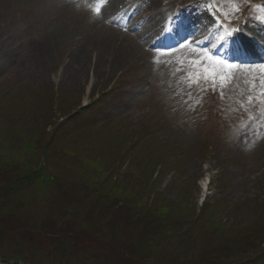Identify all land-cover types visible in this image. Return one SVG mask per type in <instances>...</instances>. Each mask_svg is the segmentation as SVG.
<instances>
[{"label":"rangeland","instance_id":"374dc122","mask_svg":"<svg viewBox=\"0 0 264 264\" xmlns=\"http://www.w3.org/2000/svg\"><path fill=\"white\" fill-rule=\"evenodd\" d=\"M140 1L134 0L131 5ZM196 1L144 0L140 14L145 16L142 25H149L145 28L148 39L129 31L118 32L111 21L118 6L129 5L131 0H117L116 5L105 0L99 14L87 11L78 0H2L0 148L9 151L13 142H9L8 133H18L15 141L32 146L30 154L21 158L34 155L39 173L23 183L31 196L15 199V206H0V264H28L27 257L34 264L168 263L166 260L173 261L174 254L165 249L166 240L152 237L156 231L150 228L169 225L168 230L180 226L186 229L187 217L204 204L212 207V222H220L228 236L240 235L244 241L241 244L251 240L246 232L259 230L264 216V114L260 111L264 105L257 103V110L247 113L251 106L246 97L257 94L256 89L249 92L248 88L253 78H264V73L247 64L232 69L237 79L221 99L218 93L198 92L195 86L189 89L187 79H182L184 72L176 69L181 60L187 63L193 55L190 47L179 48L185 40L218 56L232 47L231 42L223 44L219 39L227 26L235 24L242 29L234 37L237 45L241 44L239 34L264 35V11H260L264 0ZM176 3L183 6L178 9ZM209 9L221 16L220 23L210 16ZM64 22L97 39L107 35L124 43L134 49L137 59L133 57L123 72H103L100 77L84 74L80 86L60 84L59 73L67 57L64 50L68 53L70 46L51 56L47 71L37 74L26 69L33 59V42L50 25ZM184 26L194 28L196 37L187 39ZM180 29L183 39L175 37ZM151 31H156L153 41ZM158 36H168L177 43L169 49L155 47L157 43L150 47ZM8 45L14 50L6 55ZM225 109L233 116L239 111L243 115L229 121ZM230 123L247 128L234 135L228 131ZM4 138L8 140L5 143ZM59 156L66 171L77 170L73 174L76 183L67 186L68 192L81 190L84 179H124L115 183L118 192L125 194L117 198L108 192L106 202L112 205L121 201L120 207L112 210L117 231L100 227L89 215L80 216L75 203L70 207L63 192L53 193L50 175L57 176L54 170ZM18 171L25 169L20 167ZM205 179L208 182L202 197L201 183ZM136 213L140 220L135 222ZM157 213H166L167 221L161 218L163 222H156ZM191 229L215 247V240L200 224ZM121 233L128 241L118 238ZM257 254L256 258L264 257V248ZM244 258L236 263L248 260ZM200 260L191 264L203 262Z\"/></svg>","mask_w":264,"mask_h":264},{"label":"trees","instance_id":"16d2710c","mask_svg":"<svg viewBox=\"0 0 264 264\" xmlns=\"http://www.w3.org/2000/svg\"><path fill=\"white\" fill-rule=\"evenodd\" d=\"M48 125L49 123H47V125H44L42 131H45V128H47ZM8 135H10L11 137L9 142H13L11 148L9 149V151H7V147L0 148V206L4 208L7 206H15L17 204V200L15 199L20 198L21 200V196H31L32 194L30 193L29 189L24 186L26 184L23 183L24 181L31 180V178L36 177V175H38L39 173V171L35 169L36 158H34V155L30 156V158H21V155L23 154H30V152L32 151V146L29 145L28 142L23 146V142H20V140L15 141V136H17L18 133L14 134L12 132H9ZM7 141L8 140L4 138L3 143ZM19 143L22 146H20ZM50 143L52 142L50 141ZM51 147L52 145H49L48 150H50ZM38 152L40 153V149L38 150ZM60 152L62 153V151ZM62 160V157L59 156L55 165L56 170H54V172L56 171L57 176L54 174L50 175V181L52 182V187H54L53 193L56 190L63 192V194L68 198L70 207L75 203L74 205L77 206L76 208L81 212L80 216L89 215L90 218L95 221L100 227L109 229L112 228L117 231V225L114 224L115 220L112 219V210L119 208V203L121 201L119 202V200H116L114 202H111L112 205H106V202H108V192L111 194L115 193L117 195V198H120V195L125 194L123 192H118L119 187L115 183L119 182V180L124 179L118 177V180L111 181V179H109L108 182H103L100 180L89 181L88 179H84V184L82 185L83 188L81 190L68 192L67 190H65L67 189V186L74 185L76 183V178L73 179V174L77 170L66 171V165H60ZM26 164H28V166H25ZM20 167L21 169L24 168L25 171L19 172L18 170ZM58 177L59 179H57ZM112 182L114 184H112ZM135 188L136 187H133V189ZM16 189L18 193H16ZM2 191L4 193H2ZM12 198H14V201H11ZM95 200H98V202H96ZM155 201H157V198L155 199ZM155 201H153V204H155ZM92 202L94 204L90 205ZM126 205L121 206L126 207ZM131 205L134 207V210H137L138 206L136 205V202L132 200ZM29 206H32L33 208L34 204H27V207ZM211 209L212 207H210L208 204H204L200 208V210L193 212V214L189 215L188 217L186 216L188 222V224L186 225L190 228L187 227L185 229L180 226L168 230L169 228L166 227H168L169 225H166L164 227L155 225L150 228V231H156L154 233H151L152 237L159 238L160 236L164 241L166 240L165 249L168 250L167 252H169V254L172 253L174 254L173 256H175L173 261L170 262L169 260H166V262H168L169 264H191L199 258L201 259L200 261H203L199 264H239L236 263V261H238V258L245 259L244 257H247L248 260L242 261L241 264H264V257L256 258V255H258L257 252L264 248V216L262 218V225L259 230H254V233L246 232V236H252L250 237L251 240L248 243L241 244L244 243V241H242V239L239 237L240 235L238 237H234L233 235L228 236L224 233V227L221 226L220 222H217V224H214V222H212L211 218L213 216V211H211ZM67 210H70V208H67ZM165 214L166 213H157L154 217V220L161 223L163 222L161 218H165L167 221L166 217H168V215ZM137 215L139 214L136 213V216ZM138 220H140V218L137 216V220H135V222ZM197 224H200L203 229L211 235L212 239L215 240V247L210 245L208 240L206 241L203 238L200 239V237L196 235L194 231H192V226ZM92 227H94V225H92ZM115 231L113 233H116ZM121 237L128 241L122 236V233L118 236V238L121 239ZM1 254L2 252L0 251V255ZM259 259H261V262L258 263L257 261ZM25 262H28V264L35 263L32 262L30 257H27Z\"/></svg>","mask_w":264,"mask_h":264},{"label":"bare ground","instance_id":"6f19581e","mask_svg":"<svg viewBox=\"0 0 264 264\" xmlns=\"http://www.w3.org/2000/svg\"><path fill=\"white\" fill-rule=\"evenodd\" d=\"M116 2L117 0H113L111 4L116 5ZM0 3H2V0H0ZM135 12L133 11L130 17L122 15L117 20L120 22H142V18L136 15ZM142 28L144 29L145 26H142ZM114 33L117 34L116 32ZM41 35L30 46V55H32L33 59L29 60L31 62L29 65H26V69L37 74L47 71L46 66H49L48 63L51 60V56H56L58 51L63 47L67 49L70 46L71 50L68 53L64 50V54L67 57L65 59L64 69L59 73L62 75L60 76V78L62 77L60 82L62 85L73 83L80 86L83 82L84 74L100 77L99 75H103V72L109 74L119 71L123 72L129 65L130 60L133 57L136 58V55L134 56L133 53L134 49H130L124 43L121 44L118 42L120 44V48H118V43L110 36H99L97 39L91 33H87L86 30H78L77 27L69 22L50 25ZM254 35L257 36L258 34ZM238 37L245 40V37L241 34ZM263 40L261 37L259 42L263 43ZM12 46L8 45L6 47V55H9L8 52L13 53L14 48H11ZM207 182V180H204L201 183L202 197L205 195Z\"/></svg>","mask_w":264,"mask_h":264},{"label":"snow or ice","instance_id":"6c2138e0","mask_svg":"<svg viewBox=\"0 0 264 264\" xmlns=\"http://www.w3.org/2000/svg\"><path fill=\"white\" fill-rule=\"evenodd\" d=\"M232 2L235 3L236 0H232ZM207 6L213 7L212 4ZM216 11L219 12V9L217 8ZM235 11L239 12L240 9L236 7ZM260 11H264V8H261ZM96 12L99 14L100 9H96ZM225 18H227L226 15ZM229 23L231 24L232 22L229 21ZM241 31V28L233 26L230 31L226 30L223 35L219 36L223 44L231 42L232 47L227 50L226 54L218 56L210 55L207 51L199 49L196 44L188 40H185L179 45V48L182 49H188L190 47L191 53L193 54L188 58L187 63L181 60L176 69V71L184 72L182 79H187L189 89L195 86L198 92L211 91L214 94L218 93L221 99L225 98V90L231 91L232 89L229 88V85H232L237 79L235 72L231 70L243 67L246 64L249 67L253 66L247 58L255 53V38H249L237 45L234 37ZM199 53L203 54L199 55ZM258 67L261 73H264V62H261ZM245 83H249V81L245 80ZM254 89L257 90V94L248 95L246 97L247 104L251 107H255L257 103L264 105V78L255 77L251 80L248 91L252 92ZM189 95H191V91H189ZM240 103L241 107H244L243 101ZM260 111L264 114V109Z\"/></svg>","mask_w":264,"mask_h":264}]
</instances>
